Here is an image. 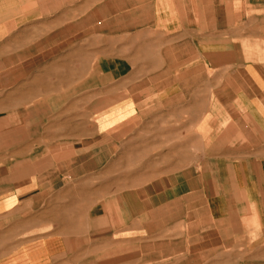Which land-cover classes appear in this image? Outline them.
<instances>
[{
  "label": "crops",
  "instance_id": "crops-1",
  "mask_svg": "<svg viewBox=\"0 0 264 264\" xmlns=\"http://www.w3.org/2000/svg\"><path fill=\"white\" fill-rule=\"evenodd\" d=\"M51 1L0 0V264H264V0Z\"/></svg>",
  "mask_w": 264,
  "mask_h": 264
},
{
  "label": "rangeland",
  "instance_id": "rangeland-1",
  "mask_svg": "<svg viewBox=\"0 0 264 264\" xmlns=\"http://www.w3.org/2000/svg\"><path fill=\"white\" fill-rule=\"evenodd\" d=\"M52 2H54V1H51V0H41V6L43 5L44 7H47L48 4L49 3H52ZM55 2H56L57 7H59V6H63V2L64 1L63 0H56Z\"/></svg>",
  "mask_w": 264,
  "mask_h": 264
}]
</instances>
